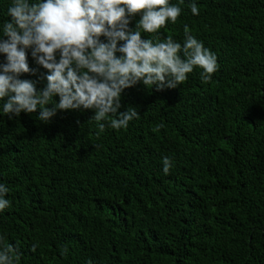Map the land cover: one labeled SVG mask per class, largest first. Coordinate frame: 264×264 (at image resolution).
Returning a JSON list of instances; mask_svg holds the SVG:
<instances>
[{
	"label": "trees",
	"instance_id": "obj_1",
	"mask_svg": "<svg viewBox=\"0 0 264 264\" xmlns=\"http://www.w3.org/2000/svg\"><path fill=\"white\" fill-rule=\"evenodd\" d=\"M11 3L0 0V39ZM169 3L175 24L141 37L183 44L188 25L217 58L209 81L194 67L176 88L122 89L118 112L139 115L119 130L82 107L9 119L0 100V237L16 264H264V0ZM31 51L35 73L19 78L39 91L47 70Z\"/></svg>",
	"mask_w": 264,
	"mask_h": 264
},
{
	"label": "clouds",
	"instance_id": "obj_2",
	"mask_svg": "<svg viewBox=\"0 0 264 264\" xmlns=\"http://www.w3.org/2000/svg\"><path fill=\"white\" fill-rule=\"evenodd\" d=\"M189 7L193 15H199L196 3ZM7 11L6 39H0V53L6 56L0 64V100L7 97L3 113L9 119L39 107L38 119L47 122L57 109L82 107L94 111L91 119L101 131L102 121L119 130L139 115L131 107L118 112L122 89L137 82L155 85L157 90L176 88L194 67L202 69L201 79L207 82L217 70L215 54L188 25H184L183 44L171 35L155 41L141 37V31L157 33L168 21L175 24L181 8L169 0H12ZM138 13L140 18L131 30L129 18ZM118 42L123 43L118 46ZM29 48L36 63L47 70L46 87L39 91L32 80L19 78L22 73H35L28 64ZM55 95L58 103L53 101ZM50 103L53 106L46 107ZM170 167L165 157L163 172L167 174ZM8 191L0 184V211L9 205ZM0 245V264H16V249L4 245L2 237ZM36 247L32 245V250Z\"/></svg>",
	"mask_w": 264,
	"mask_h": 264
}]
</instances>
